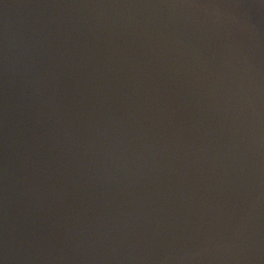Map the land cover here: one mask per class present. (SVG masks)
Instances as JSON below:
<instances>
[{
    "label": "water",
    "instance_id": "1",
    "mask_svg": "<svg viewBox=\"0 0 264 264\" xmlns=\"http://www.w3.org/2000/svg\"><path fill=\"white\" fill-rule=\"evenodd\" d=\"M0 264H264V0H0Z\"/></svg>",
    "mask_w": 264,
    "mask_h": 264
}]
</instances>
